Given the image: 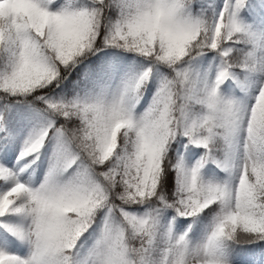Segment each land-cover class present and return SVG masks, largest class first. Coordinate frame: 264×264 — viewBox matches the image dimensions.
<instances>
[{"label":"snow or ice","instance_id":"1","mask_svg":"<svg viewBox=\"0 0 264 264\" xmlns=\"http://www.w3.org/2000/svg\"><path fill=\"white\" fill-rule=\"evenodd\" d=\"M0 264H264V0H0Z\"/></svg>","mask_w":264,"mask_h":264},{"label":"trees","instance_id":"2","mask_svg":"<svg viewBox=\"0 0 264 264\" xmlns=\"http://www.w3.org/2000/svg\"><path fill=\"white\" fill-rule=\"evenodd\" d=\"M146 96H147V93H146ZM143 104H144V101L141 102V106H143ZM38 163H39V162H38ZM45 166H46V160H44V163L41 164V166H40L39 168L36 169V175L33 177V179H37V180H38V178H39L40 176H42V174H43V169H44ZM216 173L219 175V178H220V179L223 178V176H224L223 173H220V172H218V171H217ZM205 176L207 177L206 174H205ZM17 252H18L17 254H22V250L17 251Z\"/></svg>","mask_w":264,"mask_h":264},{"label":"rangeland","instance_id":"3","mask_svg":"<svg viewBox=\"0 0 264 264\" xmlns=\"http://www.w3.org/2000/svg\"><path fill=\"white\" fill-rule=\"evenodd\" d=\"M42 160H44V158L42 157ZM207 176H208V173L206 172L205 173ZM214 178H216V179H220L219 178V175L215 172V176H214ZM223 179V178H222ZM7 251H9L10 253H12L13 252V250L12 249H7ZM15 253H18L17 251L15 252Z\"/></svg>","mask_w":264,"mask_h":264}]
</instances>
